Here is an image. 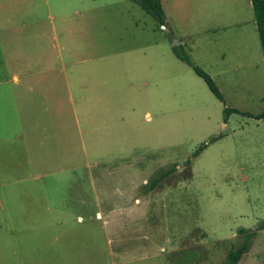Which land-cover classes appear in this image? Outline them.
<instances>
[{"label": "rangeland", "instance_id": "obj_1", "mask_svg": "<svg viewBox=\"0 0 264 264\" xmlns=\"http://www.w3.org/2000/svg\"><path fill=\"white\" fill-rule=\"evenodd\" d=\"M162 1L166 26L158 30L130 0H93L94 26L79 33L80 52L140 50V84L127 90L120 110L112 101L105 109L109 142L95 134L87 139L80 115L78 167H24L7 174L12 184L0 186V264H171L173 239L196 228L232 241H191L172 262L223 264L242 240L237 231L254 230L264 220V120L232 113L224 122L223 113L225 107L264 111V60L249 22L252 11L241 0ZM74 2L0 0V62L13 37L40 34L50 41L54 33L66 44L71 34L59 15ZM174 47L211 77L223 102ZM137 94L142 99L132 101ZM202 144L207 146L193 157ZM188 160L189 181L143 204L152 191L143 192L144 176L148 181L159 169L176 171ZM124 204L131 212L144 206V214L136 220L133 212L125 227L121 219L102 226L95 218ZM237 264H264V230Z\"/></svg>", "mask_w": 264, "mask_h": 264}, {"label": "crops", "instance_id": "obj_2", "mask_svg": "<svg viewBox=\"0 0 264 264\" xmlns=\"http://www.w3.org/2000/svg\"><path fill=\"white\" fill-rule=\"evenodd\" d=\"M74 1L70 4L69 11L66 8L59 15L60 25L66 27V33L71 34L70 38L63 39L66 44L61 43L54 33L50 41L40 34L13 37L9 39L11 47L6 57L0 62V173L5 177L0 180V186L3 188L12 184L7 174L14 173L15 168L20 170L24 167H78L80 115L84 117L87 139L89 135L95 134L98 139L109 142L111 136L106 131L103 117L105 109H108L112 101L115 108L120 110L121 105L125 103L127 90H135L140 84L135 77L143 68V54L140 50L110 54L80 52L78 41L83 37H79V33L94 26V17L90 13L97 7L94 6L93 0L87 3ZM241 1L246 11H252L253 20L250 19L249 22L256 26L251 1ZM160 4L164 12L162 0ZM109 5V2L103 4L104 7ZM155 26L158 30L164 29V26H158L156 23ZM21 27H25V23H22ZM258 41L260 44L259 37ZM149 47L152 48V45ZM210 94L214 96L211 92ZM137 95L132 96V101L142 99L141 94ZM100 116L103 119L99 121ZM101 121L103 126L100 128L98 124ZM81 148L85 154L84 144ZM190 164L189 162L181 165L178 170L163 178L149 194L144 195L143 204L149 200L160 201L168 188L175 187L182 180L189 181ZM103 171L112 172L108 167H103ZM36 177L40 178V175ZM142 182H147L146 176L142 178ZM135 203L142 205L139 199H136ZM143 207L133 211L136 220L144 214ZM107 208L106 216L100 212L95 214V218L102 221V226L121 219L125 227L129 221L127 217L133 213L126 208V204ZM107 222L109 223L105 224ZM137 229L136 233H139L141 229ZM180 235L185 237L173 239V251L169 257L171 264H174L172 259L187 243L200 240L206 242L208 238L212 241L215 240L212 237H216L201 228ZM182 245L183 247L179 248Z\"/></svg>", "mask_w": 264, "mask_h": 264}, {"label": "trees", "instance_id": "obj_3", "mask_svg": "<svg viewBox=\"0 0 264 264\" xmlns=\"http://www.w3.org/2000/svg\"><path fill=\"white\" fill-rule=\"evenodd\" d=\"M138 6L146 13L148 14L158 26H166V19L164 12L162 10L160 0H133ZM252 4V10L254 13V18L256 22L258 37L260 40V45L262 48V53L264 57V0H250ZM175 56L187 64L191 69L194 71V73L200 77L204 83L206 84L209 91L216 97L220 102H223V97L212 79L203 72L199 67L193 65L187 55L179 49V47L173 48ZM224 122L227 121L230 114L235 113L244 117L253 118L256 120L264 119V112L252 115L249 113H243L239 112L235 109H229L224 108ZM216 138L210 139L209 142L215 141ZM207 145L202 144L200 145L195 152L193 153V157L197 156ZM188 160L186 163H189ZM174 167L169 168H163L159 169L144 185L143 192H149L153 190L160 181L165 178L166 176L170 175L172 172H174ZM260 230H264V220L259 223V225L254 230H246V229H239L237 231V236H240L242 238L241 242L234 248L230 249L227 253L226 259L223 264H237L244 253L248 250L250 240L256 235V233Z\"/></svg>", "mask_w": 264, "mask_h": 264}]
</instances>
